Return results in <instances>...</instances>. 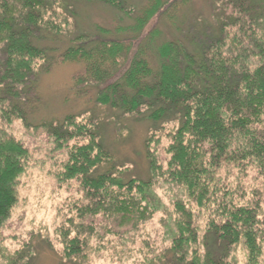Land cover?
<instances>
[{"label":"trees","instance_id":"1","mask_svg":"<svg viewBox=\"0 0 264 264\" xmlns=\"http://www.w3.org/2000/svg\"><path fill=\"white\" fill-rule=\"evenodd\" d=\"M129 1L0 0V123L40 126L66 154L59 178L79 183L87 201L76 210L80 220L101 217L111 230L132 229L157 211L154 180L180 186L206 218L199 225L191 207L175 203L171 244L144 264H237L231 254L240 245L247 264H263L264 0H215L213 21L190 28L177 25L174 12L191 0H145L131 26L79 28L75 6L102 4L128 15ZM160 21L175 27L174 38L160 41ZM57 63L80 66L76 96L159 124L147 140L149 180L123 178L104 144L101 113L33 125L40 78ZM168 124L177 127L165 137L164 171L155 134ZM28 158L21 142L0 133V236ZM251 175L259 189L246 192L239 183ZM84 226L63 235V264H86L80 261L88 238L97 234Z\"/></svg>","mask_w":264,"mask_h":264},{"label":"rangeland","instance_id":"2","mask_svg":"<svg viewBox=\"0 0 264 264\" xmlns=\"http://www.w3.org/2000/svg\"><path fill=\"white\" fill-rule=\"evenodd\" d=\"M146 3L145 0H130L128 15L102 4H80L75 6L79 28L83 32L92 33L96 26L110 31L131 26ZM215 5V0H191L186 7L180 10V6L174 12V19L180 27H201L208 24L207 21H213L212 8ZM157 26L161 33V42L174 38L175 27L164 21H160ZM200 27L198 29L202 30ZM79 72L80 66L76 64L57 63L42 75L39 83L41 107L32 116L33 125H41L44 121H61L72 115L85 117L82 114L88 116L95 111L97 114L101 113L104 144L113 155L116 165L123 168V178L129 176L143 181L149 180L151 172L146 158L147 140L159 124L155 125L147 119L122 114L116 110H101L106 107L88 98L76 96L72 81ZM105 116H108L106 121ZM38 127L26 128L21 122L15 121L7 129L5 123H0V133L7 131L29 153L25 173L18 181V202L1 232L0 264H13L16 257L20 259L19 264L24 263L22 259H26V262L30 260L32 264H63L60 257L63 252V235L68 233L73 237L75 226L81 223H85L84 227L95 226L97 235L88 238L89 245L80 262L144 264L158 257L171 244L176 231L175 203L187 204L195 212L197 223L203 224L206 215L199 213L194 205L188 203L180 186L165 177L154 180L152 191L160 204L158 206L154 200V206H158L157 211L144 224L132 229L111 230L101 217L94 221L90 218L78 219L76 210L87 205V201L83 200L82 189L76 181H60L59 173L66 154L55 151L47 134ZM175 127L177 126L174 124H168L155 134L160 141L156 145V156L164 171L169 159L166 138L168 134L176 131ZM230 181L234 182L233 179ZM239 184L249 192L259 189L260 182L252 179L251 175ZM101 227L106 230L102 231ZM231 258L237 264H247V252L241 245L233 249ZM261 260L264 264V251Z\"/></svg>","mask_w":264,"mask_h":264}]
</instances>
